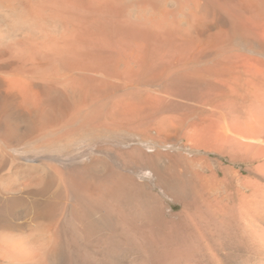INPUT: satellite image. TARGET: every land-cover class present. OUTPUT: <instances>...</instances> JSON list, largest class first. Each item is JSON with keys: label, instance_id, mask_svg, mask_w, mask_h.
Segmentation results:
<instances>
[{"label": "bare ground", "instance_id": "6f19581e", "mask_svg": "<svg viewBox=\"0 0 264 264\" xmlns=\"http://www.w3.org/2000/svg\"><path fill=\"white\" fill-rule=\"evenodd\" d=\"M112 133L183 209L0 212V264H264V0H0V146ZM99 149L24 157L20 186H146Z\"/></svg>", "mask_w": 264, "mask_h": 264}, {"label": "rangeland", "instance_id": "374dc122", "mask_svg": "<svg viewBox=\"0 0 264 264\" xmlns=\"http://www.w3.org/2000/svg\"><path fill=\"white\" fill-rule=\"evenodd\" d=\"M102 138H94L95 140L84 138L83 140L80 139L72 147L68 146L67 148V146H62L54 149L46 148V150L41 146L32 145L31 143H29L31 144L29 146L26 142L20 141L15 142L12 146H0V212L2 214L4 212V214L11 218V221L13 220L12 222L17 224V222L24 223L35 218L39 219L40 210L48 205L55 206L56 208L61 207L60 211H58V215L61 217L69 211L68 209H71V205L88 203L92 200L96 202H110L112 205L119 203L123 206L125 205L124 207H130L131 216L135 220L137 219L136 221L145 220L146 217L149 218L153 212V208H156L158 215L168 220L172 218L168 211L170 207H173V212H180L183 209L182 203L173 200V198L176 199V196L171 186H162L156 179L144 176L145 168L143 166L124 162L123 159L126 157L127 149L123 147V143L133 142V137L125 133H112V135ZM88 142L95 145L98 149L100 147L99 150L103 151L106 156L108 155L109 164L115 171L127 172L144 182L146 186H112V193L108 191L109 189L103 190L106 186H20L24 178L33 174L31 169L26 166L25 161L22 162L24 157L34 158L38 155L52 152L67 155L73 148L82 147V145L84 146ZM212 159L223 163L224 166H231L237 170L242 169L247 171L249 169V166L245 163L232 164L228 159L218 156H213ZM226 188L228 192H232L231 194L234 197L236 196L237 192L235 191L238 190L237 186H226ZM96 189H99L100 193ZM93 191L98 194H95ZM59 195L61 196L59 197ZM60 212L62 213L60 214ZM118 261L123 264V258H120Z\"/></svg>", "mask_w": 264, "mask_h": 264}]
</instances>
